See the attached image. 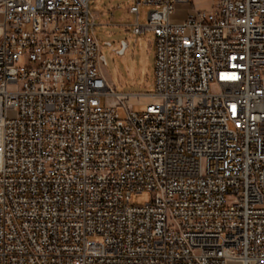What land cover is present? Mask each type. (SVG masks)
I'll return each mask as SVG.
<instances>
[{
	"label": "built area",
	"instance_id": "1",
	"mask_svg": "<svg viewBox=\"0 0 264 264\" xmlns=\"http://www.w3.org/2000/svg\"><path fill=\"white\" fill-rule=\"evenodd\" d=\"M89 2L0 0V264H264V0H134V93Z\"/></svg>",
	"mask_w": 264,
	"mask_h": 264
},
{
	"label": "rangeland",
	"instance_id": "2",
	"mask_svg": "<svg viewBox=\"0 0 264 264\" xmlns=\"http://www.w3.org/2000/svg\"><path fill=\"white\" fill-rule=\"evenodd\" d=\"M134 0H90L89 7L95 22V35L101 43L102 69L106 77L114 84L118 92H154L155 82V45L152 32L134 34L133 25L137 15L130 13L129 8ZM214 0H192L187 4L197 9H210ZM149 6L140 7L139 22L148 20ZM178 13H182L179 7ZM127 45L123 52H119ZM151 97H132L130 102L135 110H142ZM122 112V111H121ZM150 192L134 194L132 202L142 205L150 202ZM228 264H242L230 261Z\"/></svg>",
	"mask_w": 264,
	"mask_h": 264
},
{
	"label": "water",
	"instance_id": "3",
	"mask_svg": "<svg viewBox=\"0 0 264 264\" xmlns=\"http://www.w3.org/2000/svg\"><path fill=\"white\" fill-rule=\"evenodd\" d=\"M126 43L125 42H123V47H122V49H120V51L119 52H123L124 51V49H125V47H126ZM102 60H105V57H104V55H102Z\"/></svg>",
	"mask_w": 264,
	"mask_h": 264
},
{
	"label": "crops",
	"instance_id": "4",
	"mask_svg": "<svg viewBox=\"0 0 264 264\" xmlns=\"http://www.w3.org/2000/svg\"><path fill=\"white\" fill-rule=\"evenodd\" d=\"M181 7L184 8V7H186V5H182Z\"/></svg>",
	"mask_w": 264,
	"mask_h": 264
}]
</instances>
